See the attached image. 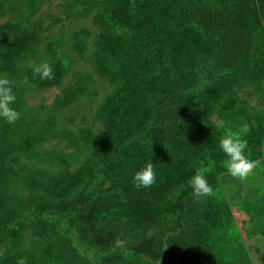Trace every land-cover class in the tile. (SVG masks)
<instances>
[{
  "label": "rangeland",
  "instance_id": "rangeland-1",
  "mask_svg": "<svg viewBox=\"0 0 264 264\" xmlns=\"http://www.w3.org/2000/svg\"><path fill=\"white\" fill-rule=\"evenodd\" d=\"M194 1L135 0L122 29L109 18L115 0H0V52L25 28L38 32L16 71L0 70L21 113L0 118V223L12 209L46 211L0 231V264H264V94L251 84L226 93L212 41L178 22ZM57 54L61 81H31ZM228 129L259 162L247 182L223 166ZM201 161L215 195L197 199L189 180ZM148 162L156 183L138 190ZM93 187L87 214L64 221L80 236L59 228L48 211Z\"/></svg>",
  "mask_w": 264,
  "mask_h": 264
},
{
  "label": "trees",
  "instance_id": "trees-1",
  "mask_svg": "<svg viewBox=\"0 0 264 264\" xmlns=\"http://www.w3.org/2000/svg\"><path fill=\"white\" fill-rule=\"evenodd\" d=\"M135 7V0H115L109 16L112 25L122 29L131 27L134 23ZM177 17L181 27L198 31L212 41L215 49L212 55L213 64L225 78L223 88L226 93L236 97L239 85L251 84L257 94H264V37L257 46L256 28L253 26L255 21L264 34V0H196L181 4ZM37 39V29L27 27L21 31L8 44L7 49L0 52V70L15 72L18 61L29 52ZM251 56L256 57L257 63L247 67V60ZM50 65L54 79L42 80L38 75L31 74V81L43 87L61 81L67 71L66 58L57 54ZM261 117L264 127V110ZM95 192L96 189L91 188L88 194L69 203L65 211L51 210L48 211L49 216L55 219L59 228L71 231L70 233L79 237L80 233L73 231L67 221H64L71 214H87ZM43 213L46 211L41 207L25 211L12 209L10 215L1 221L0 231L19 221L27 223Z\"/></svg>",
  "mask_w": 264,
  "mask_h": 264
},
{
  "label": "clouds",
  "instance_id": "clouds-1",
  "mask_svg": "<svg viewBox=\"0 0 264 264\" xmlns=\"http://www.w3.org/2000/svg\"><path fill=\"white\" fill-rule=\"evenodd\" d=\"M33 73L42 80L55 78L52 66L47 61L35 65ZM15 100L16 96L13 92L12 82L5 77H0V118L6 120L9 124H14L21 115L19 111L11 107ZM218 147L226 154L227 158L223 161V166L227 169L228 174L242 183L247 182L259 164L258 161L251 160L245 155L248 141L242 137L240 132L228 129L220 139ZM209 171V168L205 167L203 161H201L200 166L195 170V174L189 180V185L193 190L192 194L197 199L215 195L214 189L206 179V174ZM156 177L157 173L154 169V164L148 162L134 174V186L138 190L151 188L156 183ZM17 264H26V259H20Z\"/></svg>",
  "mask_w": 264,
  "mask_h": 264
}]
</instances>
